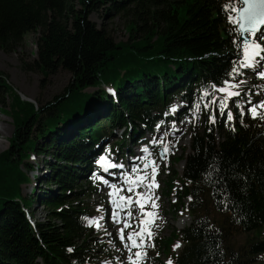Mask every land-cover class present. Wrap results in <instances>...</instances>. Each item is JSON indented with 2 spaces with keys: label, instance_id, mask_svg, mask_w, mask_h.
<instances>
[{
  "label": "trees",
  "instance_id": "trees-1",
  "mask_svg": "<svg viewBox=\"0 0 264 264\" xmlns=\"http://www.w3.org/2000/svg\"><path fill=\"white\" fill-rule=\"evenodd\" d=\"M78 3L81 8L76 0H0V48L10 53L27 34L38 33L34 68L45 76L60 70L73 76L63 95L38 106L23 100L0 71V114L15 125L10 148L0 155V264H93L97 250L87 223L93 212L82 197L95 191L83 183H89L97 158L128 141L144 144L160 120L191 113L203 116L202 127L192 126L185 157L175 159L184 169L166 174L163 192L170 208L182 205L192 223L158 243L171 253L172 264H264V233L239 249L230 244L236 234L264 229V124L245 111L249 98L259 102L264 81L253 69L237 77L245 83L235 98L240 107L229 101L230 123L210 104L213 97L203 95L213 84L223 86L242 58L223 10L229 0ZM103 8L131 14L129 42L116 43L91 21ZM179 101L185 109L173 112ZM197 103L209 108L197 113ZM212 111L215 124L209 122ZM116 131L125 134L106 148ZM41 155L49 174L38 179L47 190L37 199L24 196L22 187L33 183L29 161ZM210 164L219 169L212 177L222 178L218 184L206 182ZM39 180L34 193L42 189ZM37 204L47 210L42 221L35 218ZM209 206L221 223L209 215ZM178 240L183 249L175 255Z\"/></svg>",
  "mask_w": 264,
  "mask_h": 264
},
{
  "label": "rangeland",
  "instance_id": "rangeland-1",
  "mask_svg": "<svg viewBox=\"0 0 264 264\" xmlns=\"http://www.w3.org/2000/svg\"><path fill=\"white\" fill-rule=\"evenodd\" d=\"M79 0H76V4L78 8H81V5L78 3ZM91 21L95 22L98 28L105 29L109 35H111L116 43H127L130 40V34L127 29L130 21L132 20L130 13H115L108 11L107 8H103L98 12H95L90 17ZM39 37L38 33H29L25 36L23 45L18 49L11 51L10 53L5 52L0 48V71L7 75L9 79V84L15 89V91L24 96L25 98L35 102L42 103L44 105L52 103L57 96H61L64 94L67 87H69L72 81V74L65 70H60L55 74H48L47 76L43 75V73L34 68L33 64L37 60V47L36 41ZM260 69L257 68L255 71V76L259 78L257 72ZM260 79V78H259ZM264 81V79H262ZM95 90L89 89L88 92H93ZM264 100V90H262L261 98L259 102ZM258 102V103H259ZM186 104V103H185ZM39 106V104H38ZM251 105H248L245 111L250 115L247 111ZM175 112L180 113L183 111L184 104L182 102H176L174 104ZM206 109L204 105L200 112H204ZM195 113H191L188 116L180 115V117L176 116L170 120H160L161 124H158L156 129L154 130L153 135H145L144 142L147 146H135L131 148V142H127L126 146H120V150L115 153H112L113 158H115L116 163L124 164V167L127 168L126 165V155L127 150H129V154H132V151L135 152L137 157H143V148L148 147L149 151L152 153V158L157 160L159 164V174L156 176V181L159 184V188L155 189V195L159 197L157 203L159 204V216L162 217V220H157L156 223L159 225L158 228H153V231L156 233L153 238V243L155 244L154 248H148V259L146 264H160L159 261L153 260V257L156 256L157 259H160L162 263H166L171 260V253L166 251L164 247H162L158 242H161L162 239H167L172 236L174 232L183 231L187 226L192 223V217L189 212H184L182 209V205H177L175 211L171 209V202L167 199L163 192L164 181H167L169 176L166 174H171L173 171H177L181 173L184 169V162H175V159L178 157H185V150L189 149L191 143V129L194 124L198 126V128L202 127L203 116L200 115L198 118L194 115ZM251 116V115H250ZM264 124V121H262ZM15 132V125L12 119L6 115L0 114V155L7 151L10 148V141ZM122 134H125L124 131H116L112 138H109L108 144L106 148H110L112 144L120 141L122 138ZM165 139V142H168L170 145L174 144L175 147L172 149L171 153L167 156L165 160L160 159L161 148L158 145L152 144L151 141L153 139ZM43 143V141H40ZM44 156H38L29 161V165L34 167V171L30 174L31 180L33 181L30 185H25L22 187V192L24 196L33 195L35 198L42 197L47 190L45 188V181L41 183V179L39 177L48 176L49 172L47 170ZM101 158L98 162H100ZM97 162V163H98ZM110 163H115L112 159L109 160ZM115 163V164H116ZM140 164V160L138 163ZM133 167V166H132ZM131 167V168H132ZM130 169L127 172H130ZM118 171L115 172L117 174ZM88 178V175H87ZM38 184L36 187H42V192L40 189L33 191L35 186L34 183ZM45 183V186H44ZM88 184H90V188H94L95 191L92 196L89 195V190H87V196L82 197L83 201L92 209L93 217L92 219H100L101 224L105 226V229H97L93 227L92 234V243L96 245L97 252L94 254L95 261L93 264H107L110 260H116L120 264H127L126 257L127 252L123 250V246L120 243L118 237L119 228L123 227V225H115V223L111 219V197L109 193L111 192V184H104L102 179L97 176V174H93L89 177V183L84 182L83 185L86 186L84 189H88ZM119 187L118 185H115ZM46 189V190H45ZM177 202V200H175ZM190 200L185 201L186 205H189ZM104 208H109L106 210ZM35 213V218L37 220L42 221L47 210L41 206L40 204L35 205L33 208ZM139 211V210H138ZM138 211L133 212V215L136 216ZM183 213V215H181ZM209 215L213 218L214 221L221 223L223 218L211 207L208 209ZM108 215V218H107ZM189 218V222H187L186 226L183 228L184 224L181 223L182 219ZM104 219L107 222H104ZM107 233H111L108 235ZM264 233V229L261 232L253 231L245 234H236L231 237L230 244L235 248L239 249L246 245V243L253 239H258ZM111 241V243H110ZM179 243L180 247L174 250V246ZM113 244L116 247H113ZM172 248V252L175 255H178L182 249V243L178 240L174 244ZM120 248V251L116 249ZM166 252V253H165ZM157 253H159L157 255ZM168 255V256H167ZM119 258V259H117ZM172 262V260H171Z\"/></svg>",
  "mask_w": 264,
  "mask_h": 264
},
{
  "label": "snow or ice",
  "instance_id": "snow-or-ice-1",
  "mask_svg": "<svg viewBox=\"0 0 264 264\" xmlns=\"http://www.w3.org/2000/svg\"><path fill=\"white\" fill-rule=\"evenodd\" d=\"M227 14V19L230 25L233 26V31L238 35L239 41H233L240 50L242 58L235 61L232 69L228 73L230 79L223 81V86L218 87L213 84L212 91H205L204 97L212 96L210 101L212 106L218 107V115L224 118L226 122L233 121V112L229 109V101H232L237 107H240L239 102L235 98L241 96V85L244 80L237 81V77L244 75V69L260 70L257 75L260 79H264V0H229V3L223 7ZM220 93V97H216L213 93ZM219 101V102H218ZM247 103L251 105L247 111L252 119L264 121V100L259 103L252 104L249 98ZM204 108L208 109L209 104L205 103ZM196 112L199 113L201 105H195ZM176 111L175 108L172 109ZM241 123H243L244 109L240 108ZM217 112L212 111L209 115V122L215 124L218 118ZM235 130V129H233ZM152 144L158 145L161 148L160 159L165 160L175 147L174 144L165 142V139H153ZM143 157H137L140 164H134L129 173L124 174V185L126 187H117L109 185L111 192V219L116 224H122L123 227L118 230V237L123 250L127 252V264H146L148 259V248H154L153 238L155 232L153 228H158L157 220L163 218L159 216V197L155 195V189L159 188L156 181V176L159 174V164L156 159L152 158V153L148 147L143 148ZM100 164L106 165L105 170L109 168H123L124 165L110 163L107 158H101ZM218 167L209 165V170L205 175L206 182L218 184L221 182V177L217 175L213 180V172L218 173ZM104 184L108 185V181L104 180ZM121 193H128L123 195ZM225 198H227L225 194ZM191 200V197H189ZM223 203V200L221 201ZM133 206H136L139 211L136 216L133 215ZM226 206V205H225ZM123 213V215H121ZM183 215V213H181ZM100 219H89L88 226L95 227L98 230L103 227ZM131 229L126 234V230ZM111 235V233H107ZM111 243V241H110ZM113 247H116L113 244ZM180 244L174 246V250L179 248ZM120 251V248L116 249ZM72 251V249H69ZM159 253H157L158 255ZM119 259V258H117ZM123 264V262H120ZM167 264H172L171 260Z\"/></svg>",
  "mask_w": 264,
  "mask_h": 264
},
{
  "label": "bare ground",
  "instance_id": "bare-ground-1",
  "mask_svg": "<svg viewBox=\"0 0 264 264\" xmlns=\"http://www.w3.org/2000/svg\"><path fill=\"white\" fill-rule=\"evenodd\" d=\"M136 158L137 157L128 158L127 159V168L117 167V168H109V169H107V171L105 170L106 174L109 176V178H108L109 182L110 183L111 182H114L115 184H117L118 186H120L119 177L114 172L115 171H119L121 173V172L127 171L128 169L131 168V166H133L134 164H137L138 163V159H136ZM112 160L116 163V161L114 159H112ZM116 164L119 165L118 163H116ZM103 167L105 169L106 168V165L103 166ZM104 209L109 210V208H104ZM107 218H108V215H107ZM187 222H189V218L188 217L181 220V223L184 224L183 228L186 226ZM103 229H105V226L101 228V230H103Z\"/></svg>",
  "mask_w": 264,
  "mask_h": 264
},
{
  "label": "water",
  "instance_id": "water-1",
  "mask_svg": "<svg viewBox=\"0 0 264 264\" xmlns=\"http://www.w3.org/2000/svg\"><path fill=\"white\" fill-rule=\"evenodd\" d=\"M20 97H21L23 100H25V101L33 102V101H31V100H29V99L25 98V97H24V96H22V95H20Z\"/></svg>",
  "mask_w": 264,
  "mask_h": 264
}]
</instances>
